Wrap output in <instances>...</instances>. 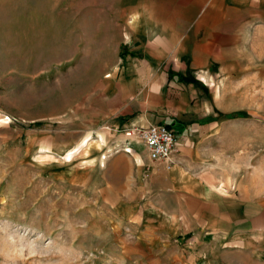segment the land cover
Instances as JSON below:
<instances>
[{
    "label": "rangeland",
    "instance_id": "obj_1",
    "mask_svg": "<svg viewBox=\"0 0 264 264\" xmlns=\"http://www.w3.org/2000/svg\"><path fill=\"white\" fill-rule=\"evenodd\" d=\"M126 3L0 0V264H247L233 248L208 263L196 237L169 236L159 221L140 224L144 192L121 190L127 160L106 188L111 170L103 157L126 155L128 147L146 154L122 130H106L95 109L120 61ZM256 27V67L233 74L252 82L209 86L242 95V107L257 110L258 143L241 151L264 160V21ZM230 96L237 106L239 97ZM237 136L235 128L233 143Z\"/></svg>",
    "mask_w": 264,
    "mask_h": 264
},
{
    "label": "crops",
    "instance_id": "obj_2",
    "mask_svg": "<svg viewBox=\"0 0 264 264\" xmlns=\"http://www.w3.org/2000/svg\"><path fill=\"white\" fill-rule=\"evenodd\" d=\"M122 19L120 61L96 95L98 122L110 132L169 126L179 152L170 171L153 163L146 148L145 155L125 150L103 157L111 170L106 188L112 191L108 175L127 160L121 190L144 192L140 224L159 221L169 236L196 237L208 263L229 248L247 264L264 262V160L241 151L258 143L252 123L258 112L242 107V95L233 94L236 106L209 86L252 82L233 74L256 67L250 39L264 21V0H127ZM247 125L250 140L243 144Z\"/></svg>",
    "mask_w": 264,
    "mask_h": 264
},
{
    "label": "built area",
    "instance_id": "obj_3",
    "mask_svg": "<svg viewBox=\"0 0 264 264\" xmlns=\"http://www.w3.org/2000/svg\"><path fill=\"white\" fill-rule=\"evenodd\" d=\"M123 133L128 141L143 144L153 163L163 166L168 171L174 167L175 157L179 152V141L173 128L163 124L133 126L123 129ZM125 150L132 153L131 148Z\"/></svg>",
    "mask_w": 264,
    "mask_h": 264
}]
</instances>
